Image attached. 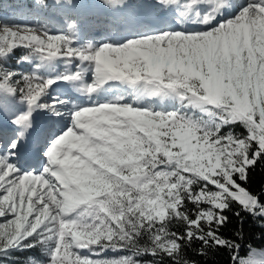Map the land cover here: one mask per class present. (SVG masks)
Wrapping results in <instances>:
<instances>
[{"label":"snow or ice","instance_id":"obj_1","mask_svg":"<svg viewBox=\"0 0 264 264\" xmlns=\"http://www.w3.org/2000/svg\"><path fill=\"white\" fill-rule=\"evenodd\" d=\"M258 171L264 0H0V264H264Z\"/></svg>","mask_w":264,"mask_h":264},{"label":"trees","instance_id":"obj_2","mask_svg":"<svg viewBox=\"0 0 264 264\" xmlns=\"http://www.w3.org/2000/svg\"><path fill=\"white\" fill-rule=\"evenodd\" d=\"M254 180L259 183L264 181V173L257 172ZM231 224L229 225V230H234L238 226V220L231 213ZM244 232L247 237H249V242L252 245V248L255 249L258 253L264 252V239H261V234L264 233V228L260 226L259 223L253 222L250 219L246 220L244 223ZM248 254V249H242L241 256L246 257ZM220 264H228L227 255L220 258Z\"/></svg>","mask_w":264,"mask_h":264}]
</instances>
